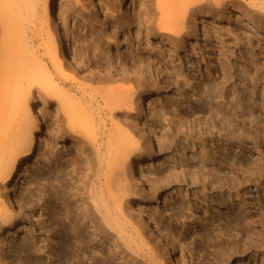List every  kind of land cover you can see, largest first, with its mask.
<instances>
[{
	"label": "rangeland",
	"instance_id": "374dc122",
	"mask_svg": "<svg viewBox=\"0 0 264 264\" xmlns=\"http://www.w3.org/2000/svg\"><path fill=\"white\" fill-rule=\"evenodd\" d=\"M53 1L55 11L59 10L60 2L64 6L60 12L65 17V34L71 35L66 45L78 56L80 63L79 70L70 69L74 76L60 79L59 87L62 93L74 102L81 101L95 117L97 116L98 123L105 127L107 133L112 131V123L124 127L131 121L128 124L131 130L133 128L132 132L138 141L137 150L147 149L153 156L152 162H148L151 164L144 166L143 172L153 191L145 185H131L125 192L112 189L113 194L115 193L113 196H124V202L130 204L141 197L149 199V216L174 243L177 256H181L185 264H263L264 229L262 230L259 223L264 222V136L263 131H257L259 123L258 127L249 123L247 112L253 106L247 101L248 98L243 96L242 83L256 70L258 88L262 90L264 30H257L242 19L233 20L232 13L240 9L245 10L248 5L256 12L264 27V0H220L222 5L226 4L223 5L226 10L222 6L218 7L213 11L217 18L208 20L203 25L198 21H190L188 26L192 28L198 25L200 34L197 37H189L185 44H177L175 51L170 50V42L160 39L157 30L150 24L149 15H157L156 0H103L109 7V13L104 14L88 6L84 0ZM42 8L43 0L36 2L35 17L28 25L26 41L31 59L39 61L42 66L45 65L44 73L49 74L52 66L44 55L46 27L42 23ZM152 53L159 59L158 65L153 59H147ZM36 57L39 60H36ZM96 60H105L107 63L104 64L111 65V71L97 70ZM140 61H143L146 67L142 75L137 74V71H142L137 67ZM219 64L227 68L232 76L223 88L229 98L225 101L228 104L217 98L222 88L214 86V79L216 82L220 79L217 73L220 72ZM117 75L124 80H120ZM147 84L152 90L151 114L141 117L136 113L131 117L124 108H116L113 116H109L105 102L108 95L118 89L129 91L131 88L135 91L136 87L139 92ZM38 92V89L34 88L30 98L33 111H40V117L39 114L37 117L41 119L44 129L40 135V146L13 183L21 199L19 203L29 217L23 218L25 223L20 233L15 236H7V231L11 228H7V223L0 224V239H6L4 249L0 247V264L3 253L8 257L10 264H65L61 256L64 253H72L71 247L78 248L79 242H75L74 237L63 240L55 229L50 232L47 227L49 231L46 228L44 231L43 228L47 208L57 202L52 195L54 191L61 192L60 195L64 194L75 216L83 211L79 200L83 190L81 184L85 178L86 158L83 157L84 152H78L71 140L73 136L67 129L61 101L55 97L48 98L43 91H40V94ZM200 95H203L201 99L204 101L199 99ZM233 96L240 100V104L233 106L229 103V100L235 101ZM259 97L257 103L260 106L256 108L258 110H255V116H258L259 122L264 126V104ZM218 107L230 113L238 107L246 109V115L241 119H246V122L235 120L237 127L231 130L230 136L228 135L235 140L232 143L227 139L225 130L218 131L210 126V129H207L204 126L206 123L210 125L213 119L218 120L219 115L216 116L213 111ZM26 112L27 109L23 108L19 117L15 118L20 121L14 126L20 137L25 133L22 124ZM54 117L64 122L63 130L56 129ZM11 120L8 123H11ZM11 124L15 125L14 121ZM142 125L144 133L140 130ZM218 125V129L222 127L221 123ZM236 128H241L243 133H249L250 138L256 136V144L254 139L243 142L240 136L242 132ZM147 133L153 134L151 141ZM119 172L123 173V170ZM105 175V166L96 167L93 178L94 192L99 191L105 183ZM217 175L221 177L220 180ZM232 178H235V181H232ZM64 186L72 189L64 190ZM2 188L0 184V192L6 193L9 198L11 193L3 191ZM105 196L110 197L108 193H105ZM113 196L110 198L112 202ZM109 207L113 210L115 203H111ZM60 208L64 215L65 207ZM82 219H79V224L91 235L86 247H83V253L75 252L80 258L79 262L101 264L105 258L106 264H124L120 255L105 245L102 237L91 229L90 224L81 221ZM249 220L255 222L252 226L256 225L257 228L252 230L257 232L240 228V225L245 224L244 221ZM64 221L65 224L68 223V220ZM127 221L131 220L126 218L125 222ZM124 226H128L124 239L128 244L130 261L134 264H153L148 250L152 249L155 255L157 249L151 236L147 231L142 233L132 229L133 225L126 223ZM243 231L247 233L246 236ZM258 231L260 235H256ZM34 240L37 241L36 246ZM143 241L146 246L142 245ZM22 243L27 245L29 253L18 249L17 246ZM79 245L83 246V243ZM257 245L263 248L258 250L260 247ZM36 249L40 253L35 252ZM57 255L60 256L58 260ZM162 263L175 264L168 258H164Z\"/></svg>",
	"mask_w": 264,
	"mask_h": 264
},
{
	"label": "bare ground",
	"instance_id": "6f19581e",
	"mask_svg": "<svg viewBox=\"0 0 264 264\" xmlns=\"http://www.w3.org/2000/svg\"><path fill=\"white\" fill-rule=\"evenodd\" d=\"M38 1L40 2L42 0H0V184L3 187V191H9L11 193L8 198L6 193L2 191L0 192V224L4 225L7 223V228L11 227L7 231V236H15L20 233L21 228L25 223L23 218L29 217V215L26 214L24 207L19 203L21 199L18 197L17 191L13 187V183L17 175L20 174L23 166L27 165L28 162L35 156L36 151L40 146V135L43 134L44 130L41 119L37 117L38 114L40 117V111L38 109L33 111V108L31 107L30 93L34 88H36L38 89L39 94L40 91H43L44 95L48 96V98L55 97L58 98L59 102L61 101V109L63 116L65 117L67 129L73 136L71 140L75 144L76 148H78V152H84L83 157L86 158L85 178L81 184L83 190L81 191L82 194L79 200L83 211L81 213L78 212V215L75 216L73 213V208L71 207L70 202L67 201L68 199L66 200L64 198V194L60 195L61 192L58 193L59 191H54V194L52 195H54L57 202H54L52 207L47 208V218H43L45 222V227L43 228L44 231L46 227L50 230V232L55 229L59 233V237H61L63 240L69 239V237L72 236L75 238V242H79L80 244L83 243V246L79 245L78 243L77 249L75 246L73 248L71 247V251L73 252H70L69 254L64 253V255H62L63 257L61 256V260L64 261L65 264H81L79 262L80 258L77 254L75 255V252L80 251V253H83V247H86L87 240L91 235L88 231H84L79 224V219L82 217L83 219L81 221L84 220L87 222V224H90L91 229L102 237L105 245L109 246V248L111 247V249L115 250V252L120 255L124 264H134L129 259L128 244L124 239V234H126L128 227L124 226L126 223L129 226L133 225L132 229L134 230H139L142 233L147 231V234L151 236L155 249H157V253L155 255L153 254L154 251L152 249L148 250L153 264H164L162 263L164 258L170 259L175 264H185L183 258L181 256H177L176 249L173 245L174 243H172L170 239L166 237V233H164V231L158 226L157 222H154L152 217L149 216L147 211L148 206H150L149 199L141 197L140 200H135L130 204V202H124V196L117 198L113 196L115 193L113 194L112 189L115 191L125 192L129 186L131 187V185H134L135 187L145 185L153 191L151 183L143 173L144 166L146 167L148 164H151L148 162H152L153 156L151 153H148L147 149L137 150L138 141L133 134L134 132H132L133 128L131 130V126L128 124L131 121H129L127 124L125 123L126 121L124 122L126 126L122 127L125 129H123L120 124L112 123L113 129L107 133L105 127H101L100 123H98V120L96 119L97 116L95 117L94 114L81 103V101L74 102L67 95L63 94L59 87L61 84L59 82L60 79H68L72 75L74 76V74L70 72L71 70L77 71L80 69L78 56L72 53L66 45L71 35L65 34V17L60 12L64 6L61 2L58 4L59 10L55 11L53 0H43V8L41 13L42 23L46 27L44 55L51 63V73L45 74L43 67L45 65L42 66L40 65L39 61L37 62L31 59V53L27 49L26 39L28 35V25L35 17L36 2ZM84 1L88 4V6L92 7L98 12H101L102 14L108 12V4L106 2L103 3V0ZM132 1L133 0H131V2ZM76 2L73 4H76ZM223 5L220 0H156L155 7L157 10V15L154 17L152 14H150L149 21L150 24L157 30V34L160 36V39L162 38V40L170 42L172 47L170 50L175 51L177 44L180 42L185 44L189 37H197L200 34L198 25H195L192 28L188 26L190 21L194 23L198 21L203 25L204 23H207L208 20H214L217 17L213 15V11L221 6L224 9L226 4L224 6ZM246 8L247 9L245 10L240 9L236 12H233V20L242 19L244 22H246V24H251L253 27L257 28V30L263 31L264 27L261 25L262 21L258 18L256 12H253L248 5ZM169 55L172 56V54ZM155 57L156 56L154 53H152L147 59H153V61H156L158 65L160 63L158 61L159 59ZM35 59L39 60L37 57ZM95 62L97 70L101 72L111 71V65H106L107 62L105 60L102 62L96 60ZM104 62L106 63L104 64ZM138 65L139 66H137L136 63L134 68H136V66L139 67V69L142 71H137V74L142 75L141 73L146 67L144 66L143 61H140ZM219 67L220 72L217 71V73L219 74L218 79H220L218 82H216V79H214V86L216 88L223 89L224 86L228 84V81L232 79V76L230 75V72L227 70V68H225L223 65L219 64ZM254 71L255 72L249 78H247L246 82L242 83V93H244L243 96L248 98L247 101L251 102L253 106L247 112L250 119L249 123L253 125L255 124L257 127L259 125L260 127H258L259 129L257 131H263L262 135L264 136V126L261 124V121L259 122L258 116H255V110H258L256 108L260 106V104L257 103L259 96L261 97H259L261 102L264 104V80L261 83L262 90H259L257 83L259 82L257 81L258 72L256 70ZM244 72L245 71H243V73ZM246 73H248V71H246ZM261 74V76L264 78V73L261 72ZM147 86H145L142 91L139 90V92H137V87L135 91H132L131 88L129 91L128 89H122L124 92H122V90L119 91V89L113 91L111 95H108L105 98L109 116H113V112L116 108H124L127 112V115L131 117L136 113H138V115L141 117L151 114L150 98L152 96V90L148 84ZM249 88L250 91L248 92ZM221 90L217 98H219L221 102H225L229 98L226 95L227 92L225 93L224 89L222 91ZM232 92L235 94L234 90H232ZM201 97H203V95H200L199 99H201ZM233 98L235 100L234 102L233 100H229L231 105L234 106L235 104H240V100L237 99V97L233 96ZM201 100L204 101V99ZM23 108L27 109L25 121L23 119L24 124L21 123L25 129V133L22 132L24 135L20 137L18 130L16 131L14 126H16L15 123L18 122L15 118L19 117L18 115L21 113V111H23ZM213 111L215 112L216 116L219 115L218 120L213 119L210 125L206 123L204 126L207 129H210V126L211 128L217 129L218 131L221 129L225 130L227 133V139L230 140L231 143L234 142L235 140L232 137H229L232 133L231 130H235V126L237 127V125L234 124V121L241 120L246 115V109L244 107H238L233 111V113H230L225 112V110H222V108L218 107ZM186 117L187 115L184 118L186 119ZM9 120L12 121L11 123L14 121L15 125L8 123ZM54 120L57 127L56 129L63 130L62 125L64 122L58 117H54ZM219 120L221 122H219ZM241 121L245 123L246 119ZM18 123H20V121ZM220 123L222 127L218 129L217 125ZM20 126L17 127L20 128ZM238 128H236V130H241L240 132L243 131L241 128ZM140 130L143 133L145 132L143 125ZM243 132L240 135L242 136L241 139L243 142H249L250 139L252 141L254 138L256 139V136L254 138H250L251 136L249 133ZM148 137L151 141L153 134L149 133ZM255 139L254 142L256 141ZM236 140H238V138ZM242 141H240L239 138V142L242 143ZM103 166L106 168L105 183L102 184L99 191L94 192L93 178L95 169L96 167L102 168ZM72 168L75 169L74 167ZM122 170L123 173L119 172ZM217 176L220 177L219 175ZM220 179L221 177L219 180ZM232 179H234L232 181H235V178ZM64 188L63 189L66 190L68 187L66 188L64 186ZM105 193H108L110 197H106ZM111 196L115 198H112L113 202L110 200ZM111 203H115L113 210L109 207ZM60 206H63V208L65 207L66 209L64 210V215L62 214L63 210L61 211L62 208H60ZM238 211L241 210L238 209ZM125 212L129 214L127 215ZM126 215L128 216L126 217L128 220L133 221L125 222ZM244 215L246 214L244 213ZM246 219L247 218H245V220ZM64 220H68V225L65 224L66 221ZM250 221L251 220H249V222L244 221L243 223L245 224L240 225V228H245L248 231L256 229V225L252 226V224H255V222ZM234 223L236 224V222ZM263 223H259L262 227V230L264 229ZM48 229L47 231H49ZM244 232L245 231H243V233ZM259 232L260 231H258V233ZM258 233L256 235H260V233ZM246 234L247 233L245 232L244 235L246 236ZM139 236L141 237V235ZM254 237L255 234L253 238ZM58 239L60 240V238ZM246 239L249 240L250 238L248 237ZM260 239L262 240V237ZM259 241L260 240H258V242ZM36 242L37 241L34 240V245ZM43 243L45 244V242ZM262 243L264 244V241H262ZM5 245L6 239H0V247L4 249ZM142 245L146 246L145 241H143ZM261 245H257L260 247L258 250L263 248H261ZM17 247L21 251L29 253L25 243H22ZM254 248L257 249L256 246ZM31 252L32 251H30V253ZM35 252H39L38 249H36ZM59 257L60 256L57 255L56 259L58 260ZM104 260L101 264H106ZM1 263L10 264L5 253H3Z\"/></svg>",
	"mask_w": 264,
	"mask_h": 264
}]
</instances>
